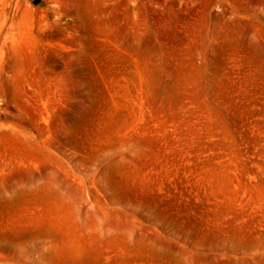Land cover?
I'll use <instances>...</instances> for the list:
<instances>
[{
  "label": "rangeland",
  "instance_id": "1",
  "mask_svg": "<svg viewBox=\"0 0 264 264\" xmlns=\"http://www.w3.org/2000/svg\"><path fill=\"white\" fill-rule=\"evenodd\" d=\"M0 0V264H264V0Z\"/></svg>",
  "mask_w": 264,
  "mask_h": 264
},
{
  "label": "water",
  "instance_id": "2",
  "mask_svg": "<svg viewBox=\"0 0 264 264\" xmlns=\"http://www.w3.org/2000/svg\"><path fill=\"white\" fill-rule=\"evenodd\" d=\"M38 2H39V0L36 1V3H38Z\"/></svg>",
  "mask_w": 264,
  "mask_h": 264
}]
</instances>
